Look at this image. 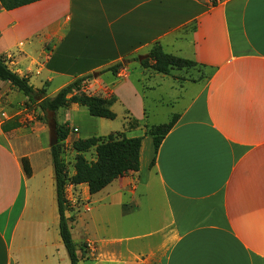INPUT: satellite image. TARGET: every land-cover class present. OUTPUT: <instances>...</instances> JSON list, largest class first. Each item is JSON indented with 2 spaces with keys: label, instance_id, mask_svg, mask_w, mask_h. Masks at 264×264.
Instances as JSON below:
<instances>
[{
  "label": "crops",
  "instance_id": "0c3cea01",
  "mask_svg": "<svg viewBox=\"0 0 264 264\" xmlns=\"http://www.w3.org/2000/svg\"><path fill=\"white\" fill-rule=\"evenodd\" d=\"M155 43L212 74L202 83L138 63L144 89H156L162 77L174 79L176 89L189 84L198 90L172 113L177 120L145 168L141 144L138 172L100 191L102 243L128 253V261L112 264H264V0L0 6V56L36 90L56 80V94L77 77L144 56ZM33 75L42 77L38 86ZM126 76L116 89H132L131 74ZM139 99L144 118V97ZM33 164L32 153L19 155L0 140V264H70L58 231L54 175L37 179ZM79 186L87 189L68 187ZM110 209H118L121 220L146 211L147 226L108 234Z\"/></svg>",
  "mask_w": 264,
  "mask_h": 264
},
{
  "label": "rangeland",
  "instance_id": "374dc122",
  "mask_svg": "<svg viewBox=\"0 0 264 264\" xmlns=\"http://www.w3.org/2000/svg\"><path fill=\"white\" fill-rule=\"evenodd\" d=\"M134 59L125 60L121 69V71H128L131 74L127 87H132V89H116L128 78L126 76L129 74L128 72L119 77H112L110 73L98 75L87 86L90 93L111 100V110L116 114L114 120L91 117L84 107L71 105L66 109L59 110L55 116L48 115V123L45 124L43 120H39V117L42 116L35 105L30 104L22 93L16 91L8 83L0 81V126L4 121L14 118L21 123L20 128L2 133L0 140L6 141L19 155L32 153L36 178L48 179V173L50 171L53 173L48 129V124L52 120L60 125H66L68 128V136L61 146V157L68 176L74 173L73 141L122 133L126 137L142 138L144 169L150 155L154 156L152 137L147 134L149 129L156 124L168 123L172 113L178 112L183 105L188 103L192 94L198 89H193L189 84L186 86L187 89H176L173 85L175 84L174 79L162 77L155 80L159 84L156 89H144L145 77L138 76V70H136L138 61H134ZM211 74L212 70L194 67L186 70H174L171 76L180 79H196L204 83ZM31 78V83L34 86H38L42 80L41 76L33 75ZM57 82L55 80L47 87L46 95L53 96L55 94V88L59 85ZM141 95L144 97L145 103L144 118H141L139 99ZM171 106L174 108L172 109ZM126 108L130 111L125 110ZM84 157L87 161L93 162L95 160L94 150L90 149L85 152ZM69 187L67 188L69 207L66 216L71 220V235L76 244L78 264H112L122 260L128 261V253L119 250L112 242L102 243V215L104 213L100 211V192L89 195L84 186L73 187L72 190ZM107 213L108 234L111 235H129L147 226L143 218L146 211L145 213L142 211L136 213L141 215L140 218L127 217L123 220L119 218L118 209L105 211V214ZM137 216L139 217V215ZM63 252L67 256L64 248Z\"/></svg>",
  "mask_w": 264,
  "mask_h": 264
},
{
  "label": "trees",
  "instance_id": "16d2710c",
  "mask_svg": "<svg viewBox=\"0 0 264 264\" xmlns=\"http://www.w3.org/2000/svg\"><path fill=\"white\" fill-rule=\"evenodd\" d=\"M39 1L42 0H0V6L4 11H11ZM213 4H215V0H213ZM135 60L143 69H149L165 76H169L174 70L203 67L193 61L165 53L158 43L153 44L140 61L138 58H135ZM122 66V63L118 62L99 72L77 77L58 90L54 96L48 97L45 88L34 89L27 76H21L11 70L5 59L0 56V81L8 83L16 91L22 93L30 104L35 105L40 116H42L39 117V120H43L45 124L48 123V115L55 116L59 110L66 109L71 105L84 107L91 117L114 120L116 114L111 110V100L90 93L87 86L98 75L105 73L118 74ZM176 120L177 116H173L168 123L153 125L147 132L152 137L154 154ZM20 127L21 123L14 118L4 121L0 129L3 133H8ZM56 136V144L50 147V157L59 218L58 231L70 264H78L76 244L71 235V220L66 216L69 207L66 195L67 187L85 184L88 194L95 195L117 178L127 173L138 172L142 138H127L122 133H115L73 141L72 149L75 151L74 173L68 176L61 157V146L68 136L67 126L56 122ZM90 149H93L95 153L93 162L87 161L84 157V153ZM21 162L26 176L30 177L31 168L27 159L23 158ZM153 163L154 159H152L150 165H153Z\"/></svg>",
  "mask_w": 264,
  "mask_h": 264
},
{
  "label": "water",
  "instance_id": "95a60500",
  "mask_svg": "<svg viewBox=\"0 0 264 264\" xmlns=\"http://www.w3.org/2000/svg\"><path fill=\"white\" fill-rule=\"evenodd\" d=\"M142 57H138V60L140 61ZM49 129V136H50V147L54 146L57 142V136H56V122L52 120L51 123L48 124Z\"/></svg>",
  "mask_w": 264,
  "mask_h": 264
}]
</instances>
